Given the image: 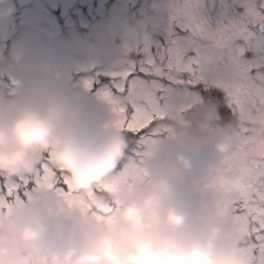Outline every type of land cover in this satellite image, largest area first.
Listing matches in <instances>:
<instances>
[{
  "label": "clouds",
  "instance_id": "9594fccd",
  "mask_svg": "<svg viewBox=\"0 0 264 264\" xmlns=\"http://www.w3.org/2000/svg\"><path fill=\"white\" fill-rule=\"evenodd\" d=\"M262 9L264 0H244L240 16L258 23ZM175 11V0H145L139 17L117 21L107 57L102 50L97 55L109 68L119 65L152 45L165 15ZM15 13L12 0H0V24ZM227 55L238 52L229 46ZM212 56L204 74L233 79V68L217 62L215 49ZM23 59L15 48L11 62ZM47 64H55L53 55ZM244 106L252 111L249 101ZM215 120V113L197 108L171 119L173 134L140 163L128 159V140L109 105L48 68L20 71L10 85L0 84V182L31 176L44 158L77 194L95 192L117 171L123 180L103 188V199L118 207L110 220L69 208L50 189L10 214L0 209V264H251L240 224L227 211L237 197L221 183L220 170H227L228 181H256L260 173L251 165L264 158V143L243 152L231 124ZM255 126L264 136V114ZM256 201L264 202V188Z\"/></svg>",
  "mask_w": 264,
  "mask_h": 264
},
{
  "label": "snow or ice",
  "instance_id": "6c2138e0",
  "mask_svg": "<svg viewBox=\"0 0 264 264\" xmlns=\"http://www.w3.org/2000/svg\"><path fill=\"white\" fill-rule=\"evenodd\" d=\"M175 2L176 11L168 17L161 40L131 52L119 65L101 74L106 79L84 83L86 89L99 90L115 117L116 126L128 140V159L140 163L154 154L165 135L173 134L168 121L203 103L204 93L221 89L228 108L235 114L243 86L209 83L204 67L213 59V49L234 29L245 33L246 38L253 34L264 38V16L254 29L238 16L212 27L204 14L203 0ZM257 167L264 170V162H259ZM226 172L220 170V180L230 193L236 181L226 180ZM122 182V174L117 171L95 192L77 194L71 190L66 175L44 158L31 176H22L11 183L0 182V209L10 214L31 201L37 191L50 189L69 208L90 213L97 220H110L118 207L103 199V188ZM115 203L118 205L119 201ZM227 211L240 224L251 264H264V202L250 204L238 197L228 202ZM22 264L33 262L26 260Z\"/></svg>",
  "mask_w": 264,
  "mask_h": 264
},
{
  "label": "flooded vegetation",
  "instance_id": "af4514ba",
  "mask_svg": "<svg viewBox=\"0 0 264 264\" xmlns=\"http://www.w3.org/2000/svg\"><path fill=\"white\" fill-rule=\"evenodd\" d=\"M12 2L16 7L15 15L8 22L0 24V84L10 85L12 77L20 71L48 68L97 102L98 89H86L84 83L98 79V66H83L91 53L81 48V38L92 39L94 27L98 26L87 17L88 11L92 9L91 5L87 4L81 13L86 21L74 11L68 10L65 15L64 0H59L57 11L45 0ZM108 4H116L118 7L119 3L117 0H110ZM15 48L24 51V59L19 65L11 62V53ZM49 54L55 58V64L51 66L47 64ZM208 97L209 92L204 93V102L194 108L207 113L213 112L210 111Z\"/></svg>",
  "mask_w": 264,
  "mask_h": 264
},
{
  "label": "rangeland",
  "instance_id": "374dc122",
  "mask_svg": "<svg viewBox=\"0 0 264 264\" xmlns=\"http://www.w3.org/2000/svg\"><path fill=\"white\" fill-rule=\"evenodd\" d=\"M64 13L66 15L67 11H74L78 15H80L81 19H85L81 13L84 12L85 7L87 4L91 5L92 9L95 11V17H107L109 18V21L106 23L99 25L98 27H94V31L92 32V39L88 38H81V48L86 49L90 51L91 55L90 58L87 61H84L83 66H98L97 73L101 76L102 79H106V77H102V73L107 72L109 69H107L105 66L101 65L103 59L97 55L98 51H103L106 54L110 53L112 51L111 45L107 42V37L114 36L115 35V25L118 21V19H122L124 17L127 18H133V17H139L141 12L144 10L145 0H123V3L121 2V6H118L115 4L114 6H109V15H108V2L109 0H64ZM209 4L207 5L206 3ZM244 0H203V11L208 19L210 13L212 10H215L217 23L216 25H211L212 27H216L218 24L225 22V18L229 17L231 14L234 13V6H243ZM76 7H79V9H74ZM223 8V15L222 18L219 16V10ZM243 10V9H242ZM263 10V9H262ZM260 12V19L262 16H264L263 12ZM240 19L244 20L241 16ZM166 19V20H165ZM86 20V19H85ZM167 20L168 16L165 15L164 22L161 26V28H166L167 26ZM87 21V20H86ZM260 21V20H259ZM210 24V23H209ZM245 34V33H244ZM241 35V31L234 29L226 34L224 39L222 40L221 44L215 48L216 51V59L217 62L222 63L225 66H230L234 70V76L233 79H231L228 82H224L217 79H211L208 78L205 74V78L209 81V83L212 82H222L226 84H230L233 86L236 85H242V91L241 94L238 96V107L236 110V113L240 112L243 114V116L239 117L241 121H250V115L251 113L260 112V114H264V85H257L254 83V80L251 79L250 73L252 71L251 67L253 65L252 61H245L244 60V52L245 49L239 47V44H234L235 49L238 52L237 57H231L227 55L228 47H233L234 41H239L240 38L237 39L238 36ZM246 35V34H245ZM249 37V36H248ZM247 37V38H248ZM257 37V46H256V53L261 54L262 59L264 60V38H260L258 35ZM159 41V40H156ZM68 48V45H67ZM81 48H76V50H79ZM243 55V56H242ZM260 58V57H259ZM262 60V61H263ZM258 67H264L263 63H259ZM261 72V70H260ZM260 73H255L254 77L261 76ZM222 91L221 89H217ZM249 101L251 105H253L252 111L249 112L245 106L244 102ZM97 102L98 103H104L103 99L100 96L99 90L97 91ZM262 105V110L259 108V104ZM243 123L236 124L235 127H232L234 129V133L236 138L240 142V146L243 152L248 151L251 147L255 146L258 143H264V136L258 134V129L254 128L252 125L249 126V129L246 127H243ZM243 127V128H242ZM242 128V129H241ZM247 131H250L251 133H247ZM241 135L243 138V141L241 139ZM246 141V143H245ZM259 162L253 163L251 167L253 168V171H259L260 175L264 177V170L257 167V164ZM251 184V180L241 177L239 180H236V183L234 187L231 189L230 193H235V195L241 194V197L244 199L245 196L247 198H252V201L255 199L256 195L260 192L262 188H264V183L260 184L258 187L253 188ZM250 192V194L248 193ZM244 193V195H243ZM261 202V201H256ZM253 204V203H250Z\"/></svg>",
  "mask_w": 264,
  "mask_h": 264
},
{
  "label": "water",
  "instance_id": "95a60500",
  "mask_svg": "<svg viewBox=\"0 0 264 264\" xmlns=\"http://www.w3.org/2000/svg\"><path fill=\"white\" fill-rule=\"evenodd\" d=\"M49 2H53V0H49ZM215 118L218 120V117H217V116H215ZM258 118H259V116H256V117L254 118V124H256ZM262 159H263V158H262ZM260 181H261V177H258L256 181H253V184L256 185V184H258Z\"/></svg>",
  "mask_w": 264,
  "mask_h": 264
},
{
  "label": "trees",
  "instance_id": "16d2710c",
  "mask_svg": "<svg viewBox=\"0 0 264 264\" xmlns=\"http://www.w3.org/2000/svg\"><path fill=\"white\" fill-rule=\"evenodd\" d=\"M246 198V197H245ZM248 203H252V198H246L245 199Z\"/></svg>",
  "mask_w": 264,
  "mask_h": 264
}]
</instances>
